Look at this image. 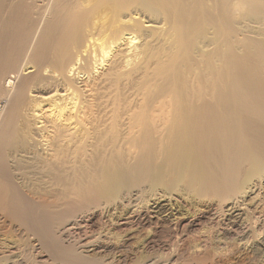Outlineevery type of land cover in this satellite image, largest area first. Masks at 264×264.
Returning <instances> with one entry per match:
<instances>
[{"label":"bare ground","instance_id":"1","mask_svg":"<svg viewBox=\"0 0 264 264\" xmlns=\"http://www.w3.org/2000/svg\"><path fill=\"white\" fill-rule=\"evenodd\" d=\"M31 1L36 0H0V148L5 145L8 133V126H5L10 120L6 116L11 115V109L20 102L18 100L32 88H42L51 94L41 99L50 100L49 103L38 109L40 154L37 152L31 157L24 156L23 162L20 160L24 166H30L29 170L26 169L30 178L37 176L41 183H47L49 188L53 186L51 189L66 198L81 197L96 178V174L93 177L86 175L87 171L97 172V167L109 165V160L120 159L125 164V174H112L109 181L124 179L129 174L137 182L149 179L155 182L162 180L172 186L181 182L197 184L199 189L212 187L217 193L231 197L235 192L239 193L238 190H244L249 178L264 174V82L259 81L255 71L232 73L229 49L223 55L226 65L220 71L213 65V60L206 63L209 68L207 79L198 75L191 81L181 78V82L213 83L190 87L183 98L158 97L150 100L148 111L135 112L134 108L139 106L138 97L144 91H148L144 95L150 94L148 81L141 78L142 67H139L145 50L141 48V42L138 46L136 43H139L138 39L145 40V30L153 25L143 26L133 16L127 15L123 17L125 21L118 20L117 26L112 28L113 36L107 40L95 38L96 35L89 40L90 32L83 34V12L77 14L78 9L75 8L67 10L63 0H39L44 5L39 9L34 8L37 5H31ZM132 1L137 0H106L102 6L119 12ZM143 1L179 7L172 30L177 54L168 57L169 63L156 64L147 72V77L170 79L166 76V69L183 49H187L185 42L192 26L191 4L181 0ZM236 4L231 0L224 1L228 15ZM236 7L242 9L243 5L238 3ZM75 15L74 22L69 25ZM208 20L211 21V16ZM104 30L108 29L101 25L97 35L102 36ZM89 41L91 45L88 46ZM260 53L264 64V44ZM217 55L218 52H212L213 58ZM123 69L134 71L135 76L118 79ZM36 76L38 80L35 82ZM47 77H50V83ZM44 81L47 82L45 85ZM130 82L142 83L138 89H131ZM119 86L127 88L128 96L118 94ZM3 114L5 117L1 116ZM145 134L149 137L144 138ZM140 151H143L142 155ZM7 167L8 164L0 158V194L9 197L7 214L31 232L39 243L38 247L48 256L60 259L61 251L56 246L59 243L52 238L49 228L59 201L40 203L39 200L38 203L32 199L34 195L31 198L23 192L22 186L16 184ZM245 171L246 175L243 174ZM75 174L80 179L75 180ZM59 180L64 183L60 184ZM49 188L46 189L51 190ZM160 200L162 197L152 203L150 210L147 208V215L145 212L134 215L133 212L139 211L137 208L138 211H132L130 217L119 220H127L122 224L125 225L128 219L137 217L139 223L148 224L150 217L155 215L153 218L162 216V219L174 222V215L161 211ZM68 225L71 229H78L75 222ZM74 258L64 262L74 263ZM77 259L80 264L81 259Z\"/></svg>","mask_w":264,"mask_h":264},{"label":"rangeland","instance_id":"2","mask_svg":"<svg viewBox=\"0 0 264 264\" xmlns=\"http://www.w3.org/2000/svg\"><path fill=\"white\" fill-rule=\"evenodd\" d=\"M38 1L30 3L36 4L34 8L39 9L44 5ZM63 1L67 10L75 8V10L78 9L77 14L84 13L81 20L84 24L83 34L90 32L89 40L93 35H96L95 38L103 37V40H107L113 36L112 28L117 26L118 20L125 21L126 18L123 17L127 15L133 16L143 26L148 23L153 25L152 28L145 30L147 31L144 33L145 40L142 42L138 39L139 43H136V45L142 43L141 48L145 50L144 59L139 67H142L141 78L148 81L150 94L144 95L148 92L144 91L138 97L139 106L134 108L135 112L148 111L150 100L158 97L183 98L190 87L213 83L181 82V78L191 81L198 75L207 79L209 68L206 63L210 59L220 71L226 65L223 55L228 49L233 62L232 73L243 72V70L255 71L259 81L264 82V64L260 53V47L264 44V0H231V3H240L243 8L238 9L236 4L234 11H231L229 15L224 5L225 0H181L183 3L191 4L192 26L189 27L190 32L185 42L187 49H183L176 61L166 69V76L170 78L166 80L147 77V72L151 71L156 64L169 63L168 57L177 54L178 49L172 37V30L178 6L173 8L167 3L137 0L128 2L122 10L117 12L102 6L106 0ZM121 4L125 5V2ZM76 15L69 25L74 22ZM209 16L211 21L208 20ZM41 25L43 28V23ZM101 25L108 30H104V34L98 36L97 32ZM121 25L125 26L122 23ZM151 29L155 31L150 32ZM89 45H91L90 41ZM213 51L218 52L217 57H212ZM206 57L210 58L206 59ZM122 71L118 78L120 80L135 76L132 70L123 69ZM144 71L145 74H143ZM56 75L53 76L56 77ZM36 78L33 79L35 82L38 80ZM49 78L47 77V81L50 83ZM46 83L44 81V85ZM130 83L131 89H138L142 82ZM126 89L119 86L117 92L119 95L128 96ZM50 95L42 88L37 90L32 88L18 100L20 102L11 109V115L6 113V118L10 122H6L8 125L5 123V127L8 126L6 128L8 133L5 136V145H1L0 148V158L8 164V170L13 178L17 179L14 178L16 184L23 187V192L31 198L34 195L35 198L32 199L38 200V203L39 200L40 203H45L43 201L46 200L51 203L54 200L59 201L57 202L59 207L54 210L49 228L52 238L59 243L56 246L61 251L60 259L48 256L39 248V243L35 241L31 232L7 214L9 197L7 195L3 197L0 194V264H79L77 258L81 259L80 264H264V177L261 178L264 174L249 178L244 190H238L239 193L235 192L236 194L234 193L231 197L217 193L212 187L199 189L197 184L181 182L176 184L177 186H172L162 180L155 182L149 179L137 182L129 174L124 179L113 178L109 181L108 178L112 174L118 172L125 174V164L120 159L109 160V165L97 167V170L99 169L97 172L87 171L86 175L93 177L96 174V178L89 185L87 193L81 197L66 198L65 195H60L58 191L51 189L54 188L53 186L49 188L50 185L47 183H45L47 185L41 183L42 180H39L37 176L30 178L29 173H26L30 166H24L25 164L21 161H25L24 156L31 157L39 153L38 134L41 129L37 127L41 124H37L40 115L38 109L45 103H49L50 100L42 101L41 99ZM9 110L10 108L7 109ZM143 136L149 137L146 134ZM139 153L142 155L143 151ZM12 163L15 164L14 169L9 167L13 165ZM20 172L27 175L23 174L25 176L23 177L22 173L19 174ZM243 174L246 175L247 172ZM18 177L24 180H19ZM74 179H80L78 174L74 175ZM59 183L64 182L59 180ZM163 192L166 193H164L166 197ZM161 197L160 205L163 206L161 211L174 215L176 226L173 221L162 219V216L153 218L155 215L150 217L152 219L148 224L144 222L141 224L137 221V217H134L128 219L127 224L122 225L127 220L119 219L130 217V213L134 210H139L133 212L134 215L142 212L147 215V210L151 209L152 203L155 200L157 202ZM66 219H69V222ZM72 219L74 221H71ZM77 219H80V222ZM131 219L135 222H130ZM65 221L67 224L64 223ZM70 222L77 223L78 229H71V225H68L71 224ZM62 230L63 233H61ZM67 249L70 250L67 251ZM80 249H87V252ZM73 258L74 263L73 261L64 262Z\"/></svg>","mask_w":264,"mask_h":264}]
</instances>
